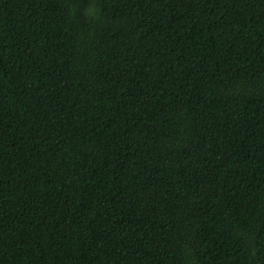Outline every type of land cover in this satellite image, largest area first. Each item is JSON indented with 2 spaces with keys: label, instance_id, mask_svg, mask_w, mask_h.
<instances>
[{
  "label": "trees",
  "instance_id": "16d2710c",
  "mask_svg": "<svg viewBox=\"0 0 264 264\" xmlns=\"http://www.w3.org/2000/svg\"><path fill=\"white\" fill-rule=\"evenodd\" d=\"M0 264H264V0H0Z\"/></svg>",
  "mask_w": 264,
  "mask_h": 264
}]
</instances>
